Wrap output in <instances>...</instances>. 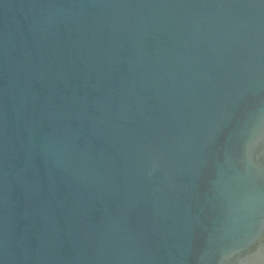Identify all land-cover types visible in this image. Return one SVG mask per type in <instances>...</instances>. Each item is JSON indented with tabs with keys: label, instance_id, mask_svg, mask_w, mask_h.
Listing matches in <instances>:
<instances>
[{
	"label": "water",
	"instance_id": "water-1",
	"mask_svg": "<svg viewBox=\"0 0 264 264\" xmlns=\"http://www.w3.org/2000/svg\"><path fill=\"white\" fill-rule=\"evenodd\" d=\"M0 264H264V0H0Z\"/></svg>",
	"mask_w": 264,
	"mask_h": 264
}]
</instances>
